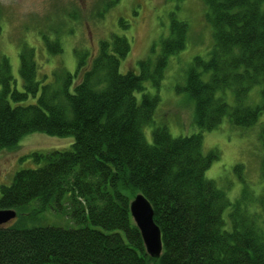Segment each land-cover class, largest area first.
Returning a JSON list of instances; mask_svg holds the SVG:
<instances>
[{
	"label": "trees",
	"instance_id": "1",
	"mask_svg": "<svg viewBox=\"0 0 264 264\" xmlns=\"http://www.w3.org/2000/svg\"><path fill=\"white\" fill-rule=\"evenodd\" d=\"M201 2L212 48L207 60L193 58L175 87L192 100L189 136L172 137L154 122L167 61L185 48L186 22L172 18L154 62L140 60L126 73L119 70L129 42L116 36L99 44L90 64L79 54L73 74L56 71L51 79L39 78L35 52L24 47L19 91L7 59L0 61V152L32 133L73 137L67 150L23 157L32 165L0 186V210L15 212L0 225V264H264V196L252 200L242 191L230 203L206 178L219 153L203 149V134L224 120L249 131L264 115V0ZM43 40L50 54L61 52L58 42ZM254 88L260 102L251 106ZM258 141L264 173V120ZM137 194L160 231L157 260L147 256L130 217ZM254 204L256 212L249 210Z\"/></svg>",
	"mask_w": 264,
	"mask_h": 264
},
{
	"label": "rangeland",
	"instance_id": "2",
	"mask_svg": "<svg viewBox=\"0 0 264 264\" xmlns=\"http://www.w3.org/2000/svg\"><path fill=\"white\" fill-rule=\"evenodd\" d=\"M205 11L201 0H0V61L7 59L19 91V54L24 47L35 52L39 78L46 75L51 79L56 71L73 74L79 54L87 53L86 63L90 64V57L97 54L99 44L116 36L129 42L130 52L120 61L119 70L126 73L140 60L154 62L160 41L169 35L172 18L186 22L185 48L167 61L154 122L157 125L162 122L172 137L189 136L195 132L192 100L186 94H177L175 87L184 84L193 58L207 60L209 57L213 40L211 28L204 21ZM43 36L58 42L61 52L50 54ZM145 89L149 94L154 93L149 83ZM259 102V88H254L246 103L253 106ZM263 120L264 115L249 131H235L224 120L219 128L203 134L204 152L215 149L219 153L206 178L223 188L230 203L240 199L242 191L248 192L252 200L264 196V173L260 170L262 150L258 141ZM153 127L143 129L147 143L151 142ZM72 143L71 136L60 138L41 133L23 136L18 147L0 152V186L7 184L15 172L32 165L23 157L32 152L67 150ZM237 164L243 167L240 172L234 170ZM257 209L256 204L249 207L252 212Z\"/></svg>",
	"mask_w": 264,
	"mask_h": 264
},
{
	"label": "water",
	"instance_id": "3",
	"mask_svg": "<svg viewBox=\"0 0 264 264\" xmlns=\"http://www.w3.org/2000/svg\"><path fill=\"white\" fill-rule=\"evenodd\" d=\"M130 217L138 229L145 252L150 259L157 260L162 252L160 231L153 221V211L147 200L137 194L129 204ZM15 218L12 210H0V225Z\"/></svg>",
	"mask_w": 264,
	"mask_h": 264
}]
</instances>
